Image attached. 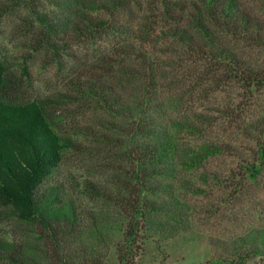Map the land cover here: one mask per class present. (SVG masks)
I'll list each match as a JSON object with an SVG mask.
<instances>
[{
	"label": "trees",
	"instance_id": "1",
	"mask_svg": "<svg viewBox=\"0 0 264 264\" xmlns=\"http://www.w3.org/2000/svg\"><path fill=\"white\" fill-rule=\"evenodd\" d=\"M259 1L255 11L243 0H0V15L18 18L29 50L64 88L56 99L28 98L16 66L0 58V213L13 225L0 236V261L108 264L112 246L117 264H135L147 237L187 224L188 196L217 188L238 199L248 181L260 183L264 115L250 116L264 63L247 50H264ZM220 92L227 97L212 104ZM62 97L97 112V125L62 130ZM197 100L211 104L207 112ZM219 123L252 141L250 153L210 136ZM113 145L114 173L101 180L99 157ZM73 151L91 177L60 179ZM224 155L237 166L210 168ZM223 199L205 212H219ZM230 243L232 258L214 264L264 257V227Z\"/></svg>",
	"mask_w": 264,
	"mask_h": 264
},
{
	"label": "rangeland",
	"instance_id": "2",
	"mask_svg": "<svg viewBox=\"0 0 264 264\" xmlns=\"http://www.w3.org/2000/svg\"><path fill=\"white\" fill-rule=\"evenodd\" d=\"M247 5L257 11L260 5L259 0H243ZM28 36L22 25L18 23L15 15H0V58L7 63L16 66V72L26 82V97L28 98H57L58 94L64 90L54 68L48 64L45 57L33 53L28 47ZM248 54L257 58L258 63H264V50L257 55L251 49H247ZM25 64L28 74L23 73L19 68L20 64ZM231 94V92H230ZM227 92H220L213 98L211 103L222 102L227 97ZM255 104L252 108L251 118L264 115V90L257 92ZM56 107L63 115L64 121L60 123V128L66 132L70 131V126H96L99 114L90 108L81 111L80 108H73L67 99L62 97ZM69 102V101H68ZM208 101L197 100L193 105L199 111L207 112ZM251 114V113H250ZM249 120V117L248 119ZM210 136H219L228 139L234 146L246 155L253 148V142L242 138L236 131L226 127V125H214ZM228 137V138H227ZM82 140L83 137L81 138ZM88 143V141L86 140ZM108 152L101 154L103 165L100 169L101 180L113 175L115 146H108ZM66 156L59 168L60 179L80 181L90 176L87 166L82 164L78 158L79 154L71 153V157ZM238 161L233 156H220L212 160L210 168L227 173L237 166ZM261 180L258 185L248 181L247 188L243 196L238 199L230 197L229 191L214 188L213 193L208 197H187L193 208L184 216L188 218L187 224L177 225L169 235H152L144 241L142 251L135 259V264H214V260L219 256L232 258L231 240L246 232L250 228L264 227V166L261 169ZM72 181V182H74ZM75 181V182H76ZM75 182L71 183L73 195H77ZM220 198H224L220 211L217 213H206L205 208L215 206ZM91 204V202H90ZM181 226H185L184 228ZM13 234L12 221L3 217L0 213V236L11 237ZM220 238V239H219ZM116 236L113 237V241ZM226 248V249H222ZM108 264H117L114 247H110L107 252ZM0 264H6L0 261ZM232 264V263H231ZM245 264H264L263 256H250Z\"/></svg>",
	"mask_w": 264,
	"mask_h": 264
}]
</instances>
